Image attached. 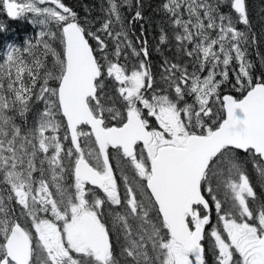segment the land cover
Instances as JSON below:
<instances>
[{
  "label": "snow or ice",
  "instance_id": "1",
  "mask_svg": "<svg viewBox=\"0 0 264 264\" xmlns=\"http://www.w3.org/2000/svg\"><path fill=\"white\" fill-rule=\"evenodd\" d=\"M106 2L107 18L93 32L62 0H0L7 17L31 14L42 26L34 43L10 46L0 62V264H208L206 236L215 264H264V202L239 157L252 155L264 183V79L253 83L247 59L257 42L247 0H164L180 53L194 64L189 73L164 59L163 90L147 41L137 49L125 30L121 0ZM137 5L133 21L144 19ZM100 33L113 42L111 54ZM159 42H171L165 30ZM125 49L138 61L131 69L120 62ZM233 62L242 99L219 92ZM105 75L116 82L114 96ZM213 99L224 113L217 119ZM36 102L43 110L32 125L18 124ZM212 205L219 224L206 232Z\"/></svg>",
  "mask_w": 264,
  "mask_h": 264
},
{
  "label": "trees",
  "instance_id": "2",
  "mask_svg": "<svg viewBox=\"0 0 264 264\" xmlns=\"http://www.w3.org/2000/svg\"><path fill=\"white\" fill-rule=\"evenodd\" d=\"M102 1L103 4L104 2L106 3V0H62V2L67 7H70L74 12L77 13L79 21L82 24H84V26L88 30L93 32H95L96 30L92 28V26L89 25L87 22L83 21L80 18V15H86L89 22L98 20L103 15V18L101 19L99 25L100 28L103 21L107 18V13L105 12L103 14ZM135 1L136 4H133V6H135V8L133 9L134 10L133 14H135V11L138 6L137 0ZM163 1L164 0H142V4H143L142 13L144 16L145 23L143 27L141 26V28H137L136 26H134V21L132 19V21H130V26H129L130 32L134 33L135 31H137V37L141 38L140 42L143 41L142 39L150 42L152 41V46H154L155 49L157 48V51L150 57L151 60L150 61L148 60L149 65L153 63L154 59L157 65H159L164 59H168L170 62H173L172 59H175L176 61L174 63H180L182 65V62L179 60L181 55L180 50L178 48L179 42L175 41L174 38L175 35L174 28L171 25H169V22L165 23L167 21L168 14H166L161 7ZM247 5L251 18V26L248 30L250 31L251 34H254L257 37V42L255 44L247 45V59L251 61L253 65V68L251 70V74L253 76V82H257L258 79H264V59H262L264 58V0H247ZM149 12L150 15L153 12H156L152 15V19H150L151 17L148 15ZM121 15L124 23L126 15H124L122 11H121ZM158 17L160 18L166 17V19L161 21L160 18ZM34 19L35 18L31 14H28L21 18L11 19L7 17L5 10L3 9L2 5H0V53H2L6 49H9L10 46L18 47L22 49L25 46L26 41H32L34 43L37 34L42 30V26L33 22ZM20 22H25L26 24L21 25ZM141 23L142 21H140V25ZM118 26L119 25H114V28L117 29ZM51 27L53 28V30H55L54 26ZM238 27L240 30H245L246 26L238 25ZM162 30H165L167 32L171 40L170 43H165L163 45L160 44L159 37L161 35ZM142 31H143V35L141 34ZM100 35L106 39V41L110 46V43L112 42L106 36V34L100 33ZM87 39L89 40V43L91 44L92 48L97 49V42L91 37H87ZM52 43H53V47H55L57 51L62 52V46L60 45L59 41H54ZM141 46L142 44H139L138 48H140ZM94 53L98 57L100 56L98 50L95 51ZM130 54H131V49H130L129 57H131ZM134 58L135 57H131V59ZM25 59L31 62V58L28 57L27 55H25ZM52 59L53 58L50 55L46 58L45 62L49 67L52 64ZM120 62L122 64L124 63L131 64L130 61L125 62L122 56L120 57ZM136 62H138L137 58L132 64ZM49 83L50 85H53V87L57 86L56 82L54 81H50ZM163 89H167V88H163ZM243 93L244 92L241 91L240 93H234V95L235 97L238 98ZM40 103L41 102H36L34 104V108L38 107ZM41 110H43V107ZM33 114L35 116V111ZM222 116L223 114L220 112L218 117H222ZM16 122L18 124H21L19 116L16 117ZM32 123L33 121L28 122L25 128L31 126ZM60 134L63 135V129L61 130ZM65 142L67 145H69L68 141ZM239 157L241 161L245 163L246 174L249 176L250 182L254 186V190L257 192L258 202H264V198L262 197L263 191L260 188L262 183L260 181V178L256 170L253 168L252 155H248V154L241 155L239 153ZM248 162L250 166H246ZM15 211L17 213V207H15ZM113 234L115 235V232H113Z\"/></svg>",
  "mask_w": 264,
  "mask_h": 264
},
{
  "label": "rangeland",
  "instance_id": "3",
  "mask_svg": "<svg viewBox=\"0 0 264 264\" xmlns=\"http://www.w3.org/2000/svg\"><path fill=\"white\" fill-rule=\"evenodd\" d=\"M133 4H136V1L135 0H130V2L127 3V4L123 3V0H121V6H122L121 7V11L123 12L124 15H126L125 21H124L125 30L127 31L128 36L132 40L134 46L137 49H139L138 48V45L141 44V42H140L141 41V38L137 37V31H135L134 33H131L130 32V27H129L130 26V21H132V19L134 17V14H133L134 13L133 12L134 10L133 9L135 8V6H133ZM39 6H41V7H52V5H50V4L39 5ZM106 7H107V2L106 3L104 2V4H103V1H102L103 14L106 12L105 11V8ZM223 11L226 12V11H228V9L225 8V9H223ZM154 13H156V12H153L151 15H150V12L148 13V15L151 17L150 19H152V15ZM80 18L83 21L87 22L89 25H91L92 28H94L95 30H97V29H99V25H100L101 19L103 18V15L98 20H95L93 22H89L88 19H87V17H86V15H80ZM158 18H160V17H158ZM185 18H187V15L186 14H185ZM165 19H166V17L165 18H160L161 21L162 20H165ZM140 21H142L141 25H140ZM167 22H169V25H171L174 28V26L170 23L169 18H167V21L165 23H167ZM144 23H145V20L144 19L143 20H137V21H134V26H136L137 28H141V26L143 27ZM20 24L21 25L22 24L25 25L26 23L25 22H20ZM116 30H119V26H118V28ZM213 35H215V34L213 33ZM174 37H175V35H174ZM142 40L145 41L144 39H142ZM147 46H148L149 52H150V56H149V61H150V57L157 51V48L155 49L154 46H152V41L151 42L150 41H147ZM8 50L9 49H6L2 53H0V62L3 61V59L5 58L6 53H7ZM113 50H114V44L112 42V43H110V46H109V53L111 54V52ZM125 51L128 54L130 53V49H125ZM163 52H165V51H163ZM176 56H178V55H176ZM122 58L124 59L125 62H128V61L131 62V64H127L128 68L131 69V67L133 66L132 63L136 60V58H134V59H131V57L126 58L123 55H122ZM179 60L182 62L181 67H186L187 70L189 71V73H191L193 71L194 61H193V58L192 57H187L186 55H180ZM172 61H173L172 63H174L176 60L175 59H172ZM161 63H160V67H157L158 69L155 71V77H156V80H157L158 84L160 85L161 89H163V88H168V85L165 84L164 81L161 79V75L160 74L163 71V69L161 67ZM233 68H236L238 70V65L236 64V62H233L232 65L229 68V81H225L224 84L219 89L220 95L223 93L221 91H227V92H233V93H240L241 92V91H237L235 88L232 87V85L235 83V75L232 72V69ZM200 75H201V77H203V76L207 75V72L205 71L203 73H200ZM218 79H219V77H218ZM105 82H106V85H107V90L109 91V92H107L108 95L109 96H114L115 93L111 92V90H112V88L115 89V87L117 86L116 85V82L114 80H112V79L107 78L106 75H105ZM50 86H53V85H50ZM149 95H151V93H149ZM186 100H187V102L192 103V102H194V97H192V96H186ZM213 104H214V108L217 110V116L216 117H213V119H217L218 116H219V114H220V112L222 114H223V112L219 110V104H217L214 99H213ZM108 106H111V105H108ZM115 106H116V108L122 110L120 104H116ZM42 107H43V103L42 102L36 108H34V105H33V110L30 111L28 114H26V117H24V118H21L20 117L21 124L24 127H26L28 122L33 121V118H34L33 117L34 116L33 113H34L35 109H40L41 110ZM206 123H207V126H212V121L211 120H206ZM150 124L151 125H157L156 122H155V120H154V118H150ZM197 130H199V129H196V131ZM61 136H62V134H61ZM64 143H65V145H67L66 142H64ZM38 175H39V173H34V176H37L38 177ZM66 180H67V183H69V184L72 183V177L71 176L70 177L69 176L66 177ZM260 188L263 191L262 197L264 198V183L261 184V187ZM19 211H20V209H19V207H17V213H19ZM49 218H50V216H49ZM216 219H217V222L216 223L219 224V220H218V217L217 216H216ZM220 228L222 230V225H220ZM32 231L34 232V229H32ZM224 235L226 236V234H224ZM209 246H211V243L210 242H209ZM115 247H116V251L118 253L119 252V249L117 250V247H119V244H116L115 243ZM210 261H211L210 264H215V258H214V256H213V261L211 259H210Z\"/></svg>",
  "mask_w": 264,
  "mask_h": 264
},
{
  "label": "flooded vegetation",
  "instance_id": "4",
  "mask_svg": "<svg viewBox=\"0 0 264 264\" xmlns=\"http://www.w3.org/2000/svg\"><path fill=\"white\" fill-rule=\"evenodd\" d=\"M166 54V53H165ZM167 55V54H166ZM142 58V57H141ZM149 60V59H148ZM155 63V64H154ZM153 64V65H152ZM150 66H151V69H152V72L153 73H155V71L158 69L157 67H160V64L159 65H157L156 64V62L154 61L153 63H151L150 64ZM154 67H156L154 70H153V68ZM155 75V74H154ZM159 85V84H158ZM160 86V85H159ZM106 92H109L108 90H107V87H106ZM111 92H113V93H115V89L114 88H112V90H111ZM221 92H223V93H230V94H232V95H234V93L233 92H227V91H221ZM222 93V94H223ZM221 94V95H222ZM235 98H237V97H235ZM107 123H108V125L109 126H119V124H118V122L117 121H114V120H111L110 118L108 119V121H107ZM117 124V125H116ZM152 127H157L158 128V125H151ZM82 130H84V131H88V130H90L87 126H82ZM198 132L200 131V130H197ZM109 152L113 155V156H115V150L114 149H109ZM241 155L242 154H248V155H251L250 153H243V152H239ZM111 163L114 165V169H115V175H116V177H117V180H118V184H119V186H120V189H121V192L123 193V190H124V188H123V177H122V175H121V172H120V170H119V167H118V165H117V161L115 160V159H113L112 161H111ZM246 166H250V164H249V162L246 164ZM70 177V176H69ZM131 178V177H130ZM97 192H98V194L99 195H101V196H103V194H102V192H100L99 190H97ZM205 194V196H206V199H209V201H210V204H211V198L210 197H208V195H207V193L205 192L204 193ZM221 198H223V195H221ZM212 207V210H211V213H210V215H211V223L208 225V226H206V232H210V229H211V227H212V225H217V219H216V212H215V209H214V205H212L211 206ZM117 210H119V209H117ZM108 226L109 227H111V222L109 221L108 222ZM112 242H113V244L115 245V243L116 244H119L118 242H117V236H116V233H115V235L112 233ZM209 242H210V238L208 237V236H206V238H205V240L203 241V243H204V245H205V248H206V250H207V255H206V260L208 261V264H210V259L213 261V256L211 255V246H209ZM119 249V247H117V250Z\"/></svg>",
  "mask_w": 264,
  "mask_h": 264
},
{
  "label": "water",
  "instance_id": "5",
  "mask_svg": "<svg viewBox=\"0 0 264 264\" xmlns=\"http://www.w3.org/2000/svg\"><path fill=\"white\" fill-rule=\"evenodd\" d=\"M87 38V37H86ZM90 44V43H89ZM90 46H91V44H90ZM253 83H255V82H253ZM224 94H230V93H223L222 95H221V98H222V96L224 95ZM246 94V92L243 94V95H245ZM230 95H232V94H230ZM243 95L241 96V97H239L238 99H242L243 98ZM234 96V95H233ZM235 98V97H234ZM224 114V113H223Z\"/></svg>",
  "mask_w": 264,
  "mask_h": 264
},
{
  "label": "bare ground",
  "instance_id": "6",
  "mask_svg": "<svg viewBox=\"0 0 264 264\" xmlns=\"http://www.w3.org/2000/svg\"><path fill=\"white\" fill-rule=\"evenodd\" d=\"M151 60V59H150ZM155 61V59L153 60V62ZM155 64V63H154ZM153 65V64H152ZM156 67L153 68V70L155 69ZM155 74V73H154ZM117 125V124H116Z\"/></svg>",
  "mask_w": 264,
  "mask_h": 264
}]
</instances>
